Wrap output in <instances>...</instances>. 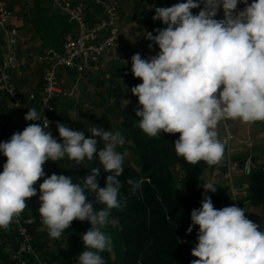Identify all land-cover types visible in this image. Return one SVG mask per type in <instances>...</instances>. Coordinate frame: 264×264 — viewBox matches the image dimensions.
Segmentation results:
<instances>
[{"label":"clouds","instance_id":"obj_1","mask_svg":"<svg viewBox=\"0 0 264 264\" xmlns=\"http://www.w3.org/2000/svg\"><path fill=\"white\" fill-rule=\"evenodd\" d=\"M203 8L194 15L192 9ZM239 3L245 8L237 11ZM222 7L224 19H215ZM152 19L166 28L147 32L145 38L158 45L159 52L147 59L139 53L131 57V72L142 83L131 88L138 97L135 114L139 128L149 137L161 132L179 134L174 143L177 156L190 164L204 161L217 164L224 153L217 128L224 119L253 124L264 122V0H186L171 7H156ZM151 49L153 44H149ZM128 103V101H127ZM126 103V104H127ZM27 121H39L35 109H29ZM42 125L29 124L0 142V153L7 159L0 172V228L7 229L37 195L36 183L45 177L43 165L67 156L81 165L85 159L98 157L105 173L106 185L101 188L99 168H92L83 183L52 174L39 185L38 209L48 235L58 239L74 220L88 221L91 228L82 234L86 247L77 258L78 264H105L100 253L112 252L111 239L102 229L119 221L111 218L113 209H121L118 198L125 154L115 149L125 141L119 132L92 126L93 137L104 141L97 153V140L85 138L57 122L62 142L50 131L45 118ZM128 184L134 182L129 179ZM141 182L134 184L133 191ZM205 191L215 192L207 183ZM86 189L95 194V202L104 205L96 210ZM201 208L191 212L192 224L199 226L198 243L191 255V264H264V231L246 217L242 207L216 209L205 196Z\"/></svg>","mask_w":264,"mask_h":264},{"label":"trees","instance_id":"obj_2","mask_svg":"<svg viewBox=\"0 0 264 264\" xmlns=\"http://www.w3.org/2000/svg\"><path fill=\"white\" fill-rule=\"evenodd\" d=\"M120 113L129 155L124 157V170L118 177L121 182L118 198L123 207L111 212V218L119 221V227L109 224L102 229L110 237L112 247L111 253H100L105 264H191L196 259L191 251L198 243L199 226L193 225L190 233L187 230L192 224V210L201 208L205 196L211 197L216 209L233 205L243 207L246 217L260 225L258 230L264 231V168L253 164L248 175L244 176L239 171L234 174L233 182L240 194L236 203H233L221 179L223 159L219 163L217 175L222 185L216 187L214 193L206 192L202 188L205 185L204 172L211 166L204 161L193 165L177 156L174 143L179 139L178 133L161 132L156 137H149L139 128V117L135 113L124 110ZM64 161H57L58 166L54 169L46 162L44 167L47 175L68 176L73 183L82 184L83 178L91 174L93 167L99 168L101 171L97 182L103 188L107 175L112 174L104 172L98 157L92 161L86 159L83 165H75L74 162L71 167ZM129 179L134 184L141 182L140 187L133 191L134 184H128ZM86 195L89 201L93 200L96 210L105 207L96 203L95 194L87 189ZM32 199L27 201L33 217L28 230L36 252L47 264H78L77 258L86 250L82 234L91 228V224L74 220L60 238L53 239L48 233L39 231L42 219L34 213ZM249 208L255 212L250 213ZM0 238L2 264H14L11 252L19 242L12 223L7 229L0 228ZM47 242L54 247L50 248ZM5 245L9 248L7 252H4ZM27 262L34 264L30 258Z\"/></svg>","mask_w":264,"mask_h":264},{"label":"crops","instance_id":"obj_3","mask_svg":"<svg viewBox=\"0 0 264 264\" xmlns=\"http://www.w3.org/2000/svg\"><path fill=\"white\" fill-rule=\"evenodd\" d=\"M72 1L83 3L84 19L88 26L91 27L98 23L101 11L92 0ZM247 2L251 4L253 0H247ZM7 4L12 12L8 24L14 27L19 35L18 43L15 46V65L9 69V74L14 86L24 99L26 111L35 109L39 114L38 100L43 83L42 64L36 57L46 49L60 50L64 36L67 33L76 36L77 30L64 13L51 4L50 0H7ZM156 7H166V0H119L117 23L120 29V46L129 53L130 59L137 53L144 59L158 54V45L145 38L147 32L156 35L155 29L166 28V25L161 21L152 19ZM244 8V3H239L237 6L238 11ZM223 16L224 12L221 7L218 9L215 19L222 20ZM149 44H153L151 49L148 47ZM3 50V37L0 34V64ZM57 78L61 93L56 95L52 103L54 109L61 112L64 118L62 121H55V124L45 131H50L58 142H62V140L57 130V122L71 130L81 131L85 138L97 140V153L104 148V141L100 137L92 136L90 132L92 126H99L113 134L119 132L125 141L126 135L120 123V111L135 113L138 97L131 93V88L142 81L133 76L131 68L129 74H122V68L114 50L106 51L100 59L99 68L96 71L88 70L83 74H77L74 69H59ZM18 118L19 113L12 102L6 95L0 93V142L8 141L13 133L21 131ZM230 120L235 136V140L231 144L232 157L241 160L246 152L243 142L250 139L252 162L255 166L264 168V122L247 124L240 120ZM215 131L219 139L221 134L219 126ZM125 144L118 145L115 150L118 153H126L124 157L127 158L129 152ZM6 159L0 153V172L3 171ZM62 159H65L64 164L68 167L74 165V161L67 156ZM85 161L86 159L83 163ZM220 161L204 173L205 182L212 183L215 187L222 185L217 176ZM47 162L52 169L58 166L57 161L49 160ZM23 213L32 217L29 207H26ZM39 231L48 233L43 223L39 226ZM5 243L7 244L6 241ZM47 243L50 248L54 247L50 242ZM3 248L4 252L9 249L7 245Z\"/></svg>","mask_w":264,"mask_h":264},{"label":"built area","instance_id":"obj_4","mask_svg":"<svg viewBox=\"0 0 264 264\" xmlns=\"http://www.w3.org/2000/svg\"><path fill=\"white\" fill-rule=\"evenodd\" d=\"M101 11V17L94 26H88L84 19V5L81 1L72 0H50L51 4L60 9L69 21H71L76 30V36L67 33L64 36L62 48L60 50L46 49L37 55L36 59L42 64V92L38 100L39 121H27L24 119L27 114L26 106L21 93L16 89L11 80L9 69L15 65V46L18 43L19 35L17 30L10 26L9 20L12 16L8 8L7 0H0V34L3 37L4 53L0 64V92L7 95L14 108L19 113V124L23 131L29 124H44L45 118L50 122L49 129L55 124V121H62L64 116L61 112L54 109L52 100L57 94L61 93L57 71L59 69H74L77 74H83L86 71H96L99 68L100 59L108 50L116 52L118 62L122 68V74H129L131 68V59L129 53L120 46V29L117 23L119 0H92ZM186 0H166V7H171L178 3H184ZM201 3L199 8L192 9L194 15L198 14L203 8ZM238 11V10H237ZM224 19V16L222 17ZM137 103V108H138ZM221 134L219 140L224 145L222 159L224 161V170L221 179L228 190V196L233 203L239 197L240 191L235 187L233 176L236 172L242 175H248L253 167L252 162V142L246 139L243 143L246 152L241 160H236L231 155V144L235 140L232 132V123L230 119H224L218 124ZM46 176L42 177L35 185L37 195L32 199V208L34 213L39 214V185L46 178L47 171L43 165ZM236 205V204H235ZM33 221V217L23 212L12 222V227L18 239V246L12 250L11 259L14 264H28L27 259H32L34 264H47L32 245V236L28 230V225ZM1 246V238H0ZM0 264L2 259L0 256Z\"/></svg>","mask_w":264,"mask_h":264},{"label":"rangeland","instance_id":"obj_5","mask_svg":"<svg viewBox=\"0 0 264 264\" xmlns=\"http://www.w3.org/2000/svg\"><path fill=\"white\" fill-rule=\"evenodd\" d=\"M205 173V172H204ZM205 181V180H204ZM205 184H207L206 182H205ZM249 212L250 213H254L255 211L254 210H252L251 208H249Z\"/></svg>","mask_w":264,"mask_h":264}]
</instances>
